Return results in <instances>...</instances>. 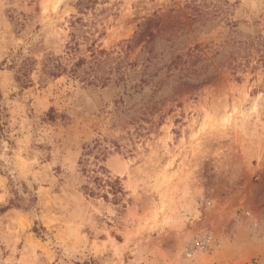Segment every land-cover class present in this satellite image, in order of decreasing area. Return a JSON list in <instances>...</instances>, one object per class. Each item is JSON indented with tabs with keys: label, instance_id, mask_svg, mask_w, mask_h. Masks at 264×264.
<instances>
[{
	"label": "rangeland",
	"instance_id": "rangeland-1",
	"mask_svg": "<svg viewBox=\"0 0 264 264\" xmlns=\"http://www.w3.org/2000/svg\"><path fill=\"white\" fill-rule=\"evenodd\" d=\"M0 95V264H264V0H0Z\"/></svg>",
	"mask_w": 264,
	"mask_h": 264
},
{
	"label": "trees",
	"instance_id": "trees-1",
	"mask_svg": "<svg viewBox=\"0 0 264 264\" xmlns=\"http://www.w3.org/2000/svg\"><path fill=\"white\" fill-rule=\"evenodd\" d=\"M82 61L83 60L79 58L77 61L72 62L71 66L69 67V73L71 75H75L77 70L80 71L79 67ZM32 63L33 61L28 59L25 62H23L20 68L18 69L17 79L20 83L26 84L28 80L26 79V72L28 68L30 69ZM66 67H67L66 65L62 67L60 63H51L48 70H46V73L52 76H58L61 72L66 70ZM96 146L98 147L97 142L92 147L90 146V144H85L83 147L85 151L82 153V156L92 152L94 147ZM79 163L82 165L81 166L82 173L83 172L86 173V176L88 177L87 183L83 185L84 190H86L88 195L91 196L99 195L103 199L108 201L110 200L116 204L120 202L121 196L124 194V192L118 178H112L110 175L104 173L103 166L97 162H95L93 167L91 168L90 166L91 162L89 161L88 158H81ZM91 183L93 184V186H90ZM14 205L18 206V204L14 203V201H10L7 206L1 207L0 211H4L8 207Z\"/></svg>",
	"mask_w": 264,
	"mask_h": 264
},
{
	"label": "bare ground",
	"instance_id": "bare-ground-1",
	"mask_svg": "<svg viewBox=\"0 0 264 264\" xmlns=\"http://www.w3.org/2000/svg\"><path fill=\"white\" fill-rule=\"evenodd\" d=\"M224 120L227 121V117H224Z\"/></svg>",
	"mask_w": 264,
	"mask_h": 264
}]
</instances>
